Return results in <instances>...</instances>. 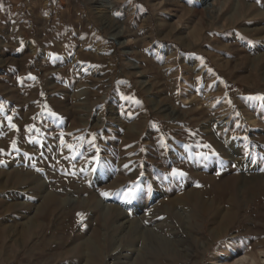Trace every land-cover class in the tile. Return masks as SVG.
<instances>
[{"label": "rangeland", "instance_id": "374dc122", "mask_svg": "<svg viewBox=\"0 0 264 264\" xmlns=\"http://www.w3.org/2000/svg\"><path fill=\"white\" fill-rule=\"evenodd\" d=\"M256 97L264 0H0V264L259 256Z\"/></svg>", "mask_w": 264, "mask_h": 264}, {"label": "bare ground", "instance_id": "6f19581e", "mask_svg": "<svg viewBox=\"0 0 264 264\" xmlns=\"http://www.w3.org/2000/svg\"><path fill=\"white\" fill-rule=\"evenodd\" d=\"M121 34V31H116L112 37H117L118 35ZM30 47V46H29ZM31 48V47H30ZM153 107L157 108V110H159L160 112H162L164 114L165 117H169L171 114H172V111L169 110L168 108H162V107H159L158 104L156 103V101L153 100ZM213 125V124H212ZM214 128V126L211 128L209 126H205L204 127V131H209L212 130ZM215 129V128H214ZM217 129V138H216V142H219L220 144V151L223 152V153H227V151H230V153H232L233 155L236 153L235 150L238 149V146L236 143H233L230 141V138L229 136H226V138L224 137L225 135V132L223 130V132H220L218 131V128ZM215 129V130H216ZM213 132V131H212ZM230 142V143H229ZM229 153V154H230ZM231 155V154H230ZM234 158V157H233ZM250 165V163H254L252 160H249L247 161ZM247 164V163H246ZM98 205L101 207L100 210H102V212L105 214L106 210H107V205L106 204H103L102 205V202L101 200L98 201ZM129 208V206H128ZM137 209V208H136ZM136 209H133L135 212L137 211ZM25 231V230H24ZM235 250V249H234ZM233 253V252H232ZM258 255L261 256H256V255H253V256H244V255H241L239 253H236L235 255H233V258H232V261L231 263L230 260L228 259L227 261H225V263L222 262V260L218 259L216 261L213 262V264H261L260 263V259L262 258L264 260V248L259 250L258 252ZM221 255V254H220ZM226 260V259H225Z\"/></svg>", "mask_w": 264, "mask_h": 264}, {"label": "snow or ice", "instance_id": "6c2138e0", "mask_svg": "<svg viewBox=\"0 0 264 264\" xmlns=\"http://www.w3.org/2000/svg\"><path fill=\"white\" fill-rule=\"evenodd\" d=\"M255 99H261L264 100V97H256ZM173 175H183V173H177V172H173Z\"/></svg>", "mask_w": 264, "mask_h": 264}]
</instances>
